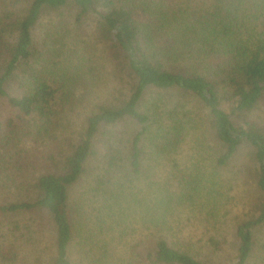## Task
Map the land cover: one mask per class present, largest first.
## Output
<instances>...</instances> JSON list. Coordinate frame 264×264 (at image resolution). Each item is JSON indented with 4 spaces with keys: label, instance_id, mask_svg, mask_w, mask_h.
Listing matches in <instances>:
<instances>
[{
    "label": "trees",
    "instance_id": "16d2710c",
    "mask_svg": "<svg viewBox=\"0 0 264 264\" xmlns=\"http://www.w3.org/2000/svg\"><path fill=\"white\" fill-rule=\"evenodd\" d=\"M4 7L0 264H30L43 230L50 255L33 264H264V0ZM184 103L205 119L180 117ZM86 178L80 205L100 206L75 219Z\"/></svg>",
    "mask_w": 264,
    "mask_h": 264
},
{
    "label": "rangeland",
    "instance_id": "374dc122",
    "mask_svg": "<svg viewBox=\"0 0 264 264\" xmlns=\"http://www.w3.org/2000/svg\"><path fill=\"white\" fill-rule=\"evenodd\" d=\"M15 0H0V13L2 11L5 10V7L4 5L7 4V6L9 7L10 6V3L14 2ZM177 2H179L180 0H175ZM183 1H186V0H183ZM54 24L52 26H49L50 28L49 29H46L45 30V33L46 34H49L51 36H55L58 34V31L55 30V28L59 25L58 23L56 22V20H54ZM67 26L66 28L64 29H68L72 23V20L71 19H67ZM93 27V23L92 21L90 22V25H89V21H88V25L86 27V31L89 32V31H92L91 28ZM65 46L67 47H71V43L68 42V44H65ZM94 95L92 97H94V100H98L99 98H103V87L102 85H100V87L97 89L94 90ZM174 103H177L175 100H173ZM172 105L174 104H170L169 107L172 108ZM162 108H163V105H160ZM183 106L185 107L186 110V115H182V109H179L178 110V113L180 115V117H183V116H186L188 119H190V121H197V119H205V115H204V112L199 110L198 108H196L194 106V104H186L184 103ZM190 150L188 149V151H185L182 155L184 156H187L189 155L188 152ZM150 157V156H148ZM238 159H237V162L242 164V165H245L248 161V158L246 156V152L245 151H239L238 153ZM148 164L151 165L150 163V160L148 161ZM234 166V167H233ZM228 170H235L236 171V164L233 163L232 166H230L228 168ZM245 177V176H244ZM244 177H241V179H243ZM243 184V181L240 183V185L231 192V197L233 199V205L235 206V209L240 212V215L241 216H244L246 213L249 212V207H250V204L253 202V195H252V192H251V188H248V187H245V188H242L240 187L241 185ZM91 186V183L89 184V181H88V178H86L80 185H77L74 190L72 191V196L74 197V202H73V205H72V208L74 210H76V214H75V219L77 218L78 216V213L80 214L81 218H83L84 220H86V217H88L90 215V212L92 211V209H95V207H99L100 206V202H97L91 209L86 208L84 209L83 207H81V200H82V196H80V192L82 194V190L83 189H87ZM83 187H86V188H83ZM7 189H8V192L11 193V194H14V197L15 198H19L18 194H17V190L18 189H21V188H10L9 185L7 186ZM252 201V202H251ZM76 205V206H75ZM134 225L136 226L137 224L134 223ZM82 226L78 227L77 229L81 228ZM129 228L131 229L132 228V224L129 222ZM77 233V230L75 232V234ZM80 234L78 235V238L76 239V244H79L80 242ZM34 243V245L30 244V243ZM123 242L124 240L121 242V245L120 247L123 245ZM49 241H48V238H47V235L45 233V231L43 230L42 232L38 233L37 235H35L29 242V244L27 245H24L26 251H29L31 252L32 254V258H27L28 262L30 264H33V263H36L34 262L35 261V257L36 258H41V259H48L50 253H49ZM115 245V243H114ZM128 257H126V260H127ZM220 260L224 261V263H226L228 260H229V254L228 253H225L223 255L220 256Z\"/></svg>",
    "mask_w": 264,
    "mask_h": 264
}]
</instances>
